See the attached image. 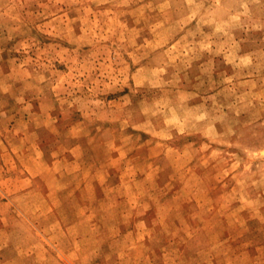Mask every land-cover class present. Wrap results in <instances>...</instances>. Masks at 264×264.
<instances>
[{"label":"rangeland","instance_id":"rangeland-1","mask_svg":"<svg viewBox=\"0 0 264 264\" xmlns=\"http://www.w3.org/2000/svg\"><path fill=\"white\" fill-rule=\"evenodd\" d=\"M0 264H264V0H0Z\"/></svg>","mask_w":264,"mask_h":264}]
</instances>
